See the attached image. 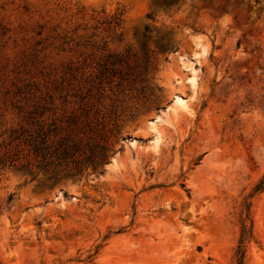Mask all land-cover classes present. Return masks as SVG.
I'll return each instance as SVG.
<instances>
[{"label":"rangeland","instance_id":"obj_1","mask_svg":"<svg viewBox=\"0 0 264 264\" xmlns=\"http://www.w3.org/2000/svg\"><path fill=\"white\" fill-rule=\"evenodd\" d=\"M50 100L102 135L54 177L15 139ZM239 241L264 264V0H0V264H236Z\"/></svg>","mask_w":264,"mask_h":264},{"label":"trees","instance_id":"obj_2","mask_svg":"<svg viewBox=\"0 0 264 264\" xmlns=\"http://www.w3.org/2000/svg\"><path fill=\"white\" fill-rule=\"evenodd\" d=\"M176 2L177 0H160L163 6H172ZM143 46L142 44L141 48ZM113 61L121 62V59L114 57ZM100 72V76L104 77L115 74L106 66ZM84 98L85 96H80L81 102ZM47 104L53 102L50 100L46 104H35L26 112L24 121L27 126L19 128L15 139L29 146L38 165L50 172L49 177L70 170L76 171L84 161L98 158L91 148L90 140L102 135L99 124L89 119L86 112L88 109L79 114L69 111L68 115L57 116ZM244 250L242 241H239L235 253L236 264H243Z\"/></svg>","mask_w":264,"mask_h":264}]
</instances>
